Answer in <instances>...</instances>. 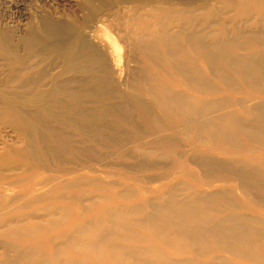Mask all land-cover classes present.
<instances>
[{
	"label": "rangeland",
	"instance_id": "obj_1",
	"mask_svg": "<svg viewBox=\"0 0 264 264\" xmlns=\"http://www.w3.org/2000/svg\"><path fill=\"white\" fill-rule=\"evenodd\" d=\"M263 27L264 0H0V263L15 243L52 257L74 229L125 205L141 210L219 187L227 198L240 195L238 175L254 177L246 165L264 164V146L222 150L237 132L226 120L230 131L194 142L176 107L194 100L205 113L252 121L238 103L264 98V86L223 85L191 34L210 47L237 29ZM192 76L210 79L213 95ZM10 221L31 223L35 235H5Z\"/></svg>",
	"mask_w": 264,
	"mask_h": 264
},
{
	"label": "bare ground",
	"instance_id": "obj_2",
	"mask_svg": "<svg viewBox=\"0 0 264 264\" xmlns=\"http://www.w3.org/2000/svg\"><path fill=\"white\" fill-rule=\"evenodd\" d=\"M191 36L199 38L200 41L194 40L195 48L200 56L212 62L223 78V85L250 86L251 89L264 86V38H260L264 36V27L249 32L245 28L237 29L228 35L229 38L210 47L201 44L205 41L199 32ZM242 36L252 38L242 39ZM164 37H169L166 31ZM248 43L255 46L248 48L244 55H238V49ZM226 47L227 56L216 54ZM146 48L148 50L149 46ZM150 49L153 50V45ZM136 51L141 52V48L137 47ZM70 64V69H77L78 62L74 57ZM197 71L193 69V72ZM231 72L250 85L240 84L241 80L232 77ZM197 80L200 90L213 95L215 87L210 79L199 77ZM159 93L154 94L156 101L158 97L162 98L166 110L170 111L169 98L163 91ZM250 101L253 103H248ZM222 102L226 104L227 101L224 99ZM238 104L243 114L252 116V121L239 118L231 111L225 114L205 113L203 106L194 100H187L182 107L177 106L179 112L176 113L184 124V131L193 129L197 135L192 139L194 142L202 138L201 142L208 145L201 135L214 130L219 134L230 131L222 126L226 120L235 124L231 127L237 132L226 140L228 142L222 145V150L229 153L241 150L244 141L263 147L264 98ZM244 133L246 137L243 139ZM219 142L220 139L212 140L215 145ZM246 166L254 177L248 180L238 175L241 176L238 181L242 191L236 197L230 195L227 198V190L219 187L213 194H196L176 201L163 198L156 206L147 205L141 210L125 205L116 213L106 212L74 229L71 237L62 238L66 243L64 246L53 247L52 257L37 247H18L21 245L15 243L17 247L13 249L11 259L0 264H264V164ZM230 172L235 176V169ZM247 184L250 187L245 186ZM255 186L259 192L252 191ZM139 213L140 217L137 216ZM14 224L18 223L2 224L5 235H35L31 223H28L30 229L12 226ZM33 240L29 238L31 242Z\"/></svg>",
	"mask_w": 264,
	"mask_h": 264
}]
</instances>
